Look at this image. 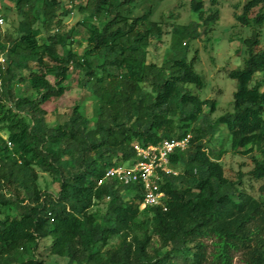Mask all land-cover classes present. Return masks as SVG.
Returning <instances> with one entry per match:
<instances>
[{
  "label": "trees",
  "instance_id": "16d2710c",
  "mask_svg": "<svg viewBox=\"0 0 264 264\" xmlns=\"http://www.w3.org/2000/svg\"><path fill=\"white\" fill-rule=\"evenodd\" d=\"M10 1L22 21L16 36H0V214H18L0 217V264L47 238L52 253L69 264H234L236 257L264 264V46L256 29L264 24V0H247L235 16L253 33L244 41L243 66L228 72L237 82L233 112L216 120V102L194 93L206 80L195 69L197 57L189 56V44L219 20L202 0H190L198 22L171 24L163 64L150 62L149 54L162 42L164 24L152 21V10L134 16L137 0ZM75 10L85 17L78 24L86 34L82 54L71 49L74 28L64 22ZM19 68L28 72L33 99L10 87L13 79L24 81ZM71 71L95 100L92 127L79 105L66 123H48L44 106L66 94ZM222 126L233 153L250 157L248 180L261 184L258 196L242 180L227 178L224 153L212 150ZM189 135V147L170 159L179 175H166L161 184L167 211L141 210V185H99L109 168L137 161L136 144ZM36 168L54 175L56 197L39 190ZM103 203L107 212L99 223L91 210ZM141 225L151 227L164 253H151L152 236L132 237ZM116 236L120 244L106 249Z\"/></svg>",
  "mask_w": 264,
  "mask_h": 264
},
{
  "label": "rangeland",
  "instance_id": "374dc122",
  "mask_svg": "<svg viewBox=\"0 0 264 264\" xmlns=\"http://www.w3.org/2000/svg\"><path fill=\"white\" fill-rule=\"evenodd\" d=\"M205 9H211L218 12L219 20L212 26V32L201 30V36L198 40L189 44L190 58L197 57L195 63L196 71L203 75L206 80V88L202 91L194 89V93L201 100H214L216 102V112L213 114V120L218 119L224 114L233 112L234 93L237 90V82L230 79L228 72L243 66L246 58V46L244 41L252 36L253 28L242 25L235 16L243 14V6L247 0H202ZM133 8L134 16H141L152 10V21L161 22L165 28V35L157 48H150L149 61L157 64H163L167 58L171 45V24L189 25L191 22H198V14L191 8L190 0H137ZM258 10H255L250 17H254ZM264 14V11H263ZM0 19L4 24H0V36L17 35L18 27L22 18L17 14L14 3L10 0H0ZM85 17L73 11L68 17L64 18L68 28H74L71 37V49L82 54L85 50L86 34L78 24ZM260 32V40L264 46V24L256 25ZM2 69L5 72L6 64L1 61ZM16 72L24 78L20 82L18 79L11 81L10 87L17 97L35 98L36 92L31 88L28 79V72L25 68H19ZM5 74V73H4ZM81 76L75 71H71L69 80L66 83V94L58 99H54L44 106L48 111V123L51 126H60L70 119L72 109L79 105L83 114L89 119L91 126L96 117L95 100L79 84ZM257 80L261 76L256 77ZM50 80L54 82L51 77ZM209 109L206 108V113ZM2 135L6 137L5 133ZM231 135L226 127L222 126L219 133L211 144L215 152H223L221 163L226 171V177L233 180H242L243 188L250 190L255 196L259 195L260 183L250 182L248 173L253 169V163L250 157L236 155L231 149ZM260 158L259 155H257ZM120 166H127L122 164ZM38 176L39 190L57 196L60 190V184L52 173L43 172L35 169ZM180 172V171H178ZM107 212L106 204H97L91 213L94 214L99 223H103V218ZM17 209H3L1 218L6 215L16 216ZM145 234L152 236L151 253L159 254L166 251L152 235V229L149 226L141 225L132 234V237H143ZM121 242L120 237H112L109 240L106 249L115 248ZM52 239L47 238L39 241L38 245L29 251L17 255L11 264H27L29 262H38L39 264H69V259L55 255L51 251ZM234 264H244L239 257H236Z\"/></svg>",
  "mask_w": 264,
  "mask_h": 264
},
{
  "label": "built area",
  "instance_id": "2783aa9c",
  "mask_svg": "<svg viewBox=\"0 0 264 264\" xmlns=\"http://www.w3.org/2000/svg\"><path fill=\"white\" fill-rule=\"evenodd\" d=\"M0 24L4 20L0 19ZM1 61L5 60L1 57ZM191 136L185 139L165 140L159 145H149L147 147L139 144L135 145L137 161L133 165L111 167L106 171L105 177L99 182L115 180L122 184H138L143 190V200L140 203V209L145 210L148 207H162L167 211L165 200L166 194L162 190L161 184L164 176L179 173L171 166V156L178 151H185L190 144Z\"/></svg>",
  "mask_w": 264,
  "mask_h": 264
}]
</instances>
